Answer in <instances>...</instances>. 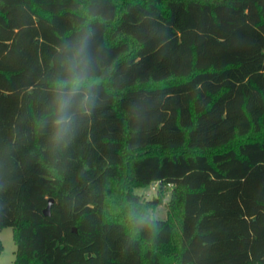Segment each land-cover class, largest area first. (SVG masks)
Instances as JSON below:
<instances>
[{"label": "trees", "instance_id": "1", "mask_svg": "<svg viewBox=\"0 0 264 264\" xmlns=\"http://www.w3.org/2000/svg\"><path fill=\"white\" fill-rule=\"evenodd\" d=\"M82 44L57 142L53 85ZM263 131L264 0H0L13 264H264ZM153 183L170 187L166 218L135 192Z\"/></svg>", "mask_w": 264, "mask_h": 264}, {"label": "clouds", "instance_id": "2", "mask_svg": "<svg viewBox=\"0 0 264 264\" xmlns=\"http://www.w3.org/2000/svg\"><path fill=\"white\" fill-rule=\"evenodd\" d=\"M85 48L86 44H82L77 55L73 56L69 62L67 67L69 77L58 80L53 85L58 93L56 97L57 118L54 121L55 131L53 134V139L57 142L65 141L72 131V116L69 115V109L76 95L84 85L88 73V63L83 56ZM83 102L88 104L92 103L90 97H85ZM140 223H143V220Z\"/></svg>", "mask_w": 264, "mask_h": 264}, {"label": "rangeland", "instance_id": "3", "mask_svg": "<svg viewBox=\"0 0 264 264\" xmlns=\"http://www.w3.org/2000/svg\"><path fill=\"white\" fill-rule=\"evenodd\" d=\"M251 138L262 140L264 138V131L258 134H254ZM244 138H237L228 144V147H236L240 142H243ZM215 149H209L207 154L211 155ZM159 151V150H158ZM135 192L141 194L145 199H153L159 197L162 199V203L152 209V214L157 218H166L168 216V201L170 199V187H160L158 183H153L146 186H140L135 188ZM115 195L112 193L108 200V213L114 215L119 213L118 204L114 202ZM0 241L3 246L0 252V264H13L17 256V246L14 240V229L11 226L0 229Z\"/></svg>", "mask_w": 264, "mask_h": 264}, {"label": "water", "instance_id": "4", "mask_svg": "<svg viewBox=\"0 0 264 264\" xmlns=\"http://www.w3.org/2000/svg\"><path fill=\"white\" fill-rule=\"evenodd\" d=\"M53 202H54V198H50L47 207L44 209V214L45 215H47V216L51 215V207H52Z\"/></svg>", "mask_w": 264, "mask_h": 264}]
</instances>
